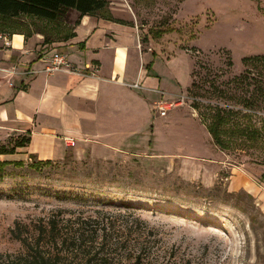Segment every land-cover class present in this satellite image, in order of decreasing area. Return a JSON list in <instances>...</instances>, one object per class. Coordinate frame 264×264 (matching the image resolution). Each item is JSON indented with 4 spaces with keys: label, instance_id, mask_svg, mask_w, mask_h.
Returning a JSON list of instances; mask_svg holds the SVG:
<instances>
[{
    "label": "rangeland",
    "instance_id": "1",
    "mask_svg": "<svg viewBox=\"0 0 264 264\" xmlns=\"http://www.w3.org/2000/svg\"><path fill=\"white\" fill-rule=\"evenodd\" d=\"M136 3L158 92L124 87L148 100L117 106L134 119L116 146L77 137L40 167L24 151L0 154L10 161L0 168V254L23 250L17 222L27 234L58 213L110 223L95 249L110 264H264V0ZM73 26L47 32L60 39ZM153 29L160 38L145 39ZM162 97L177 105L158 111ZM220 110L222 145L208 130Z\"/></svg>",
    "mask_w": 264,
    "mask_h": 264
},
{
    "label": "crops",
    "instance_id": "2",
    "mask_svg": "<svg viewBox=\"0 0 264 264\" xmlns=\"http://www.w3.org/2000/svg\"><path fill=\"white\" fill-rule=\"evenodd\" d=\"M135 4L136 0H108L99 13L80 16L72 9L69 19L22 16L23 29L2 33L9 43L0 38V140L27 136V145L17 147L16 152L39 160L57 157L64 136L93 135L117 145L113 138L134 119L133 113L127 116L126 111L132 109L126 105L148 100L145 92L124 87L158 92L160 84L146 69L153 59L142 48ZM68 22L74 23L70 32L60 39L50 37V27ZM145 37L154 39L150 34ZM55 50L65 53L78 72H42L44 58ZM26 70L32 72L24 74ZM124 104L125 111L118 110ZM119 129H123L121 134ZM251 184L253 190L259 189Z\"/></svg>",
    "mask_w": 264,
    "mask_h": 264
},
{
    "label": "trees",
    "instance_id": "3",
    "mask_svg": "<svg viewBox=\"0 0 264 264\" xmlns=\"http://www.w3.org/2000/svg\"><path fill=\"white\" fill-rule=\"evenodd\" d=\"M108 0H0V33L12 34L23 29L26 24L21 21L22 16H36L49 20L59 18L69 19L70 11L75 9L80 16L96 14L104 10ZM154 39L160 38V29H153L150 33ZM147 37H145L146 39ZM153 62L147 67L150 68ZM228 117L224 110H220L213 124L208 130L217 144L222 145L219 126ZM29 138L23 136L17 139L11 147L0 146V154H12L17 147L27 145ZM35 167L51 163V160H39ZM10 161L0 162L4 168ZM18 161L15 164L21 165ZM264 179V172L262 173ZM33 232L25 234L20 222H17V238L22 242L23 250L18 254H0V264H110L108 258H100L96 244L104 243V233L99 241L100 233L106 231L110 224L98 217L81 216L76 218L61 216L53 213L36 223Z\"/></svg>",
    "mask_w": 264,
    "mask_h": 264
},
{
    "label": "built area",
    "instance_id": "4",
    "mask_svg": "<svg viewBox=\"0 0 264 264\" xmlns=\"http://www.w3.org/2000/svg\"><path fill=\"white\" fill-rule=\"evenodd\" d=\"M0 38H4L6 43H9L8 37L5 34L0 33ZM45 66L41 70L42 72H45L46 74H55L58 72H67V73H77L76 67L69 61L67 55L63 53L62 51L55 50L53 51L49 56L44 58ZM32 71L26 70L23 73L28 74ZM133 87L140 88L139 83H133L131 84ZM180 97V96H178ZM177 97V98H178ZM175 98V99H177ZM171 99H165L161 98L158 102H156V109L158 111H161L163 113H166V111L172 110V107L176 104L177 101L172 99L173 101H169ZM180 103H183L182 100H180ZM64 144L67 147H73L77 143V139L73 136H64L63 137Z\"/></svg>",
    "mask_w": 264,
    "mask_h": 264
}]
</instances>
